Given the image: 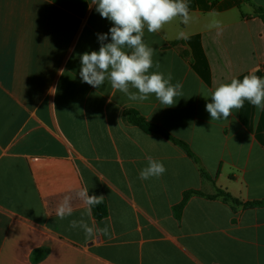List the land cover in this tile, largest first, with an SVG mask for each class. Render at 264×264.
Wrapping results in <instances>:
<instances>
[{"label": "crops", "instance_id": "1", "mask_svg": "<svg viewBox=\"0 0 264 264\" xmlns=\"http://www.w3.org/2000/svg\"><path fill=\"white\" fill-rule=\"evenodd\" d=\"M188 3L189 24L145 28L150 71L183 85L165 106L154 95L132 102L107 80L81 82L80 55L99 51L97 33L113 26L90 0H0V264H264V207L193 196L180 219L174 212L192 189L264 199V111L247 101L228 120L206 111L220 83L264 77V23L245 0ZM127 110L185 141L195 158L127 122ZM147 156L165 166L160 178L139 179ZM80 190L103 196L108 215L89 216L74 199L60 219L63 196ZM82 218L108 234L88 240L69 229Z\"/></svg>", "mask_w": 264, "mask_h": 264}, {"label": "clouds", "instance_id": "2", "mask_svg": "<svg viewBox=\"0 0 264 264\" xmlns=\"http://www.w3.org/2000/svg\"><path fill=\"white\" fill-rule=\"evenodd\" d=\"M102 18L112 23L108 33H97L99 51L84 52L80 55L79 75L82 83L100 88L107 80L113 92H121L136 103L147 101L150 96L165 106H174L177 97H183V85L172 83L171 73L165 75L153 68L154 48L144 42L145 28L149 33H159L165 25L179 19L187 25L192 20L188 0H90L89 8ZM210 28H219V22H213ZM110 42L105 43L109 40ZM177 38L187 39L185 32L178 33ZM159 63L155 64L158 70ZM135 89V91H132ZM211 102L206 104V111L211 120H228L244 107L245 101L251 103L258 111H264V77L254 72L243 79L232 78L228 83H220L210 92ZM147 165L140 170L139 179L160 178L166 168L162 162L147 156ZM80 199L87 206V215L91 208L100 204L104 197L89 195L87 190H80L75 196L66 193L56 208V215L65 219L73 214V200ZM82 229L85 238L96 239L107 235L108 228L89 226L82 218L71 220L69 229Z\"/></svg>", "mask_w": 264, "mask_h": 264}, {"label": "trees", "instance_id": "3", "mask_svg": "<svg viewBox=\"0 0 264 264\" xmlns=\"http://www.w3.org/2000/svg\"><path fill=\"white\" fill-rule=\"evenodd\" d=\"M245 1L249 4H252L251 0H245ZM217 2H218V0H212V5H215ZM254 8H255L256 15L264 23V7L254 6ZM257 75L262 77L261 73H258ZM125 118H126L127 122H129L135 126H138L141 130H143L147 134L156 133V134H160V135L166 137L167 139L171 140L176 145L181 147L190 157L195 158L193 151L191 150L190 146L185 141L174 137L169 131H167L163 127L148 121L143 116H141L137 111L127 110L125 112ZM203 174L206 178H210L205 173V171H203ZM213 183L215 184V182H213ZM193 196H203V197H207L209 199L219 198V199H222L226 203L232 204L233 206H243L244 208L264 207V199L244 203L241 200L235 198L232 194H230L226 190H223V189L218 188V187H216L215 193L212 195L205 194L202 191L192 189V190L186 191L183 195L182 201L174 207V212H175V215L178 219L181 218L183 210H184L187 202ZM91 209H92L93 215L99 220L105 218L108 215V207H107V204L105 201H102L100 204L93 206Z\"/></svg>", "mask_w": 264, "mask_h": 264}]
</instances>
